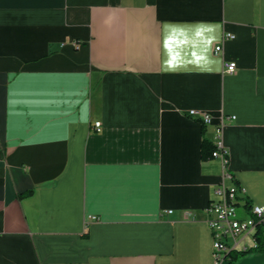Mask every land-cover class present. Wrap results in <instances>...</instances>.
I'll list each match as a JSON object with an SVG mask.
<instances>
[{
    "label": "crops",
    "instance_id": "1",
    "mask_svg": "<svg viewBox=\"0 0 264 264\" xmlns=\"http://www.w3.org/2000/svg\"><path fill=\"white\" fill-rule=\"evenodd\" d=\"M223 180L264 206V0H0V264H216Z\"/></svg>",
    "mask_w": 264,
    "mask_h": 264
},
{
    "label": "built area",
    "instance_id": "2",
    "mask_svg": "<svg viewBox=\"0 0 264 264\" xmlns=\"http://www.w3.org/2000/svg\"><path fill=\"white\" fill-rule=\"evenodd\" d=\"M233 37V34L226 32L222 41ZM222 50V43L215 46V54H220ZM236 67L237 63L234 61L225 63L227 72H234ZM189 115L199 117L204 124L211 123L213 119L211 114L196 109H190ZM227 119L232 121L235 116L233 115L230 118L222 116L220 126L217 128L219 135L222 133L223 126L228 123ZM95 128L97 131H101V122H96ZM212 155L221 158L224 167L228 168V150L223 145L222 140L217 141ZM231 177L232 175L225 171L224 178L229 179ZM242 191L244 190L239 186L228 185L223 180L215 189V198L211 199L206 207L207 223L212 233L213 254L216 264H225L236 251H249L257 246L255 232L259 225L264 226V206L251 205L247 201H241ZM91 218L96 219L97 217L91 216ZM248 237L252 238L250 243L246 240Z\"/></svg>",
    "mask_w": 264,
    "mask_h": 264
},
{
    "label": "trees",
    "instance_id": "3",
    "mask_svg": "<svg viewBox=\"0 0 264 264\" xmlns=\"http://www.w3.org/2000/svg\"><path fill=\"white\" fill-rule=\"evenodd\" d=\"M215 150V144H210L208 141H203L202 151L204 158L212 157L213 151ZM255 239L257 246L255 248L264 249V226L259 225L255 232ZM232 259V258H231Z\"/></svg>",
    "mask_w": 264,
    "mask_h": 264
}]
</instances>
